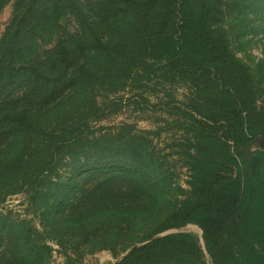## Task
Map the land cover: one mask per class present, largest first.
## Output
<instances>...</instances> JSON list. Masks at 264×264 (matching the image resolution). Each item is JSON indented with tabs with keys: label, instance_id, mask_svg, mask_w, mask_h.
<instances>
[{
	"label": "trees",
	"instance_id": "16d2710c",
	"mask_svg": "<svg viewBox=\"0 0 264 264\" xmlns=\"http://www.w3.org/2000/svg\"><path fill=\"white\" fill-rule=\"evenodd\" d=\"M23 1L0 41V205L32 188L60 243L125 251L148 240L117 264H264V149H249L264 141V69L235 46L257 0ZM64 15L77 31L39 56ZM175 82L196 106H171L189 120L175 143L185 189L144 131L88 126L94 91ZM90 154L116 165L90 168L107 176L80 195H71L75 181L50 178L66 156ZM189 223L201 227L205 251L190 233L159 236ZM26 225H0V264H48L41 232Z\"/></svg>",
	"mask_w": 264,
	"mask_h": 264
},
{
	"label": "rangeland",
	"instance_id": "374dc122",
	"mask_svg": "<svg viewBox=\"0 0 264 264\" xmlns=\"http://www.w3.org/2000/svg\"><path fill=\"white\" fill-rule=\"evenodd\" d=\"M20 1L9 0L0 10V41L15 16ZM82 1L94 2L96 0ZM252 3V1L249 2V4ZM247 11H249L247 14L252 23L250 30L246 33L245 43L235 42L236 51L247 63L251 65L259 63V67L256 68L262 69L263 67L264 69V0H257L255 6L249 7ZM77 29L78 23L73 17L62 16L58 27H56V34L47 38V42L44 40L43 44L39 45L36 50L37 54L42 55L44 51L53 47L58 40L68 39ZM117 89L119 90H111L108 93L99 90L93 92V94H96L97 100L88 114L90 131L96 134H104L120 130L117 128L119 126L121 128L122 124H125V127H122L119 132L144 131L147 136L154 139V151L158 152L161 157L165 156V160L168 161L167 167L174 182L185 189L188 169L182 163V160L178 159L179 148L176 147L175 143L182 135H189V131L184 125V121L188 122L189 120L186 119L185 114H178V111H174L171 106L174 103H188L191 109H196V106L189 104L188 85L185 82H175L169 85H152L144 89L132 88L131 85ZM169 93L173 96H168L170 98L166 100L164 95ZM258 106L264 109V89L258 98ZM249 149H264V141L256 136ZM92 155L87 156L91 157ZM87 161H90V164H86ZM112 161L114 162L111 163V160L106 161L104 157L97 156H93L88 160H85L84 156L83 160L78 161V159L69 155L66 156V159L59 165L57 170L51 173L50 178L60 176L63 182L75 181L71 185V195L75 197L81 193L84 186L87 187L91 183L95 185L107 176H99L96 170L91 171L90 168L99 167L102 164L115 167L113 166L116 165L115 160ZM125 165L126 163L121 164L120 167H125ZM92 174L93 176H90ZM56 187L53 189L48 185L47 188H50V192L53 193ZM32 191V188L19 190L3 201L0 205V225L23 221L24 224L39 230L42 234L40 239L43 237L44 244L48 247V264H117L132 248H137L148 241L137 243L125 251H120L122 245H106L107 248L103 249L98 247L104 245H93L86 248L83 245L77 246L75 244L76 240L66 238L60 243V241H57V237L54 238L47 229L50 221L47 218L49 213L46 215L41 214L43 199L38 198ZM176 193L179 198L182 196L179 190ZM58 214L60 213L58 212ZM179 232L194 235L205 251L203 232L198 224L189 223L179 228H172L160 236ZM208 262L207 256L204 257V263L209 264Z\"/></svg>",
	"mask_w": 264,
	"mask_h": 264
},
{
	"label": "water",
	"instance_id": "95a60500",
	"mask_svg": "<svg viewBox=\"0 0 264 264\" xmlns=\"http://www.w3.org/2000/svg\"><path fill=\"white\" fill-rule=\"evenodd\" d=\"M159 236H160V235H159ZM133 249H135V248H132L131 250H133ZM131 250H130V251H131ZM130 251H128V252H130Z\"/></svg>",
	"mask_w": 264,
	"mask_h": 264
}]
</instances>
